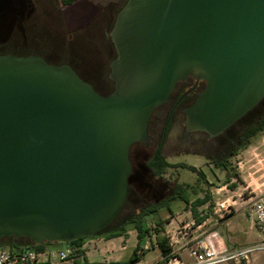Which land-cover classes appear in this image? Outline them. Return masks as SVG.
I'll use <instances>...</instances> for the list:
<instances>
[{
    "label": "water",
    "instance_id": "95a60500",
    "mask_svg": "<svg viewBox=\"0 0 264 264\" xmlns=\"http://www.w3.org/2000/svg\"><path fill=\"white\" fill-rule=\"evenodd\" d=\"M101 94L68 63L0 53V240L71 242L110 225L130 191L135 142L178 81L206 82L184 138L215 137L264 97V0H127Z\"/></svg>",
    "mask_w": 264,
    "mask_h": 264
},
{
    "label": "rangeland",
    "instance_id": "374dc122",
    "mask_svg": "<svg viewBox=\"0 0 264 264\" xmlns=\"http://www.w3.org/2000/svg\"><path fill=\"white\" fill-rule=\"evenodd\" d=\"M125 1L76 0L73 4L64 5L60 0H0V17L3 15L8 17L4 16L8 19L4 25L10 23L13 18L20 19L17 23L13 21L11 26L20 23L21 19L28 18L25 33L30 43L31 36L36 33L48 37L55 36V40L58 37L59 41L67 45L69 51L83 60L79 68L85 75L99 88L106 90L110 84L103 78L110 72V63L115 56L109 32L116 11ZM9 18L12 19L9 21ZM22 43V33L19 30L14 33L11 46H22ZM169 110L168 105L158 107L150 120L151 138L131 148L130 158L134 166L132 180L134 186L140 190L138 192L142 197L140 202H157L164 189L165 180L191 184L197 189V196L203 197L205 194L210 196V200L198 208L201 215H206L201 225L195 223L191 210L186 209L180 199L170 201L172 211L165 207L160 213L164 220L162 234L169 238L175 253L184 256L186 263L194 260L192 256L186 254L189 253L190 244L212 232H217L220 242L229 249L255 246L261 235L250 216L248 205L257 192L264 190V132H259L246 141L232 155L230 166L233 172L228 177L227 171L216 166L209 157L218 154L217 142L211 141L208 135L202 132L193 133L188 142L184 138L185 114L178 110L164 145L165 156L173 165L168 167L164 174L165 180H159L154 178L146 167V161L160 140ZM183 164L193 165L199 171L186 168ZM195 197L193 195L191 199ZM140 202L135 200L136 205L128 207L123 214L127 215L134 207H138ZM221 202L225 204L226 213L218 211ZM147 219L151 235L142 243L146 253L142 255L143 258L138 264H155L162 259L155 242V231L157 227L159 228L158 216L150 214ZM131 228L132 226H129V231L124 235L109 239L101 234L86 236L88 259L98 264L128 260L138 244L137 230ZM187 240L188 244L183 246ZM0 244L10 248L3 242ZM63 245L64 242H49L46 248H60ZM109 257L118 260L108 261ZM221 264H264V250L252 251L248 260L246 258L240 261L231 260Z\"/></svg>",
    "mask_w": 264,
    "mask_h": 264
},
{
    "label": "trees",
    "instance_id": "16d2710c",
    "mask_svg": "<svg viewBox=\"0 0 264 264\" xmlns=\"http://www.w3.org/2000/svg\"><path fill=\"white\" fill-rule=\"evenodd\" d=\"M64 5L71 4L75 0H60ZM127 1V0H126ZM125 1V2H126ZM124 2V4H125ZM123 4V5H124ZM122 5V6H123ZM120 6L116 11L111 27L114 24L116 14L119 9L122 7ZM3 15L0 17V53H13L16 55H29V54H37L43 56L48 62L55 63V64H63L68 63L70 64L77 73L86 81H89L93 84L94 88L100 92L101 94H109L115 86V82L113 79L110 78L109 73L106 77L103 78L108 80L110 86L103 90L98 87V85L91 80L89 77L85 75V73L79 68V65H82L83 60L76 56L74 53L69 51L67 45L64 42L59 41V38L56 37V40L52 36H42L45 34L36 33L32 35L31 41L28 40V35L25 33L26 27L25 23L28 18L21 19V22L17 23V18H9L11 22L4 25L5 21H8V17H4ZM5 18V19H4ZM22 20H25L24 22ZM9 25V26H8ZM18 29V30H17ZM21 31L22 33V46H11L14 33ZM42 33V32H41ZM111 43L115 49L114 43L110 37ZM61 42L62 44H60ZM117 52L115 49V56ZM114 56V57H115ZM111 69V66H110ZM176 113V109L172 108L169 110L166 120L163 126V131L160 137V140L154 149L151 157L146 161V167L151 171L154 178L159 180H165L164 174L167 172L168 167L172 166L173 164L167 160V157L164 153V145L167 139V136L170 132L172 121L174 115ZM201 132V131H200ZM259 132H264V97L260 100L258 104H256L251 110H249L246 114L240 117L235 123H233L230 127L224 130L219 135L209 138L211 141H216L219 150L217 155L209 156L218 167H223L227 171V176L230 177L233 170L231 168V156L236 153L240 147L246 143V141L250 140L254 136H256ZM202 133L207 134L206 132L202 131ZM208 135V134H207ZM131 152V151H130ZM209 158V159H210ZM180 164V163H179ZM184 167L189 168L193 171H199L197 167L193 165H186L183 164ZM134 168V166H133ZM133 174H131L129 178L130 182V191L128 194V199L125 205L122 207L119 214L116 216L114 221L108 225L105 229L98 232V235H104L107 239L113 238L116 236L124 235L126 232L129 231V226H132L131 229L137 230L138 235V244L134 248V251L130 258L126 261H117L112 262L111 264H138L142 260V255L146 253L145 249L142 247V243L144 242L145 238L151 235V228L148 224L147 216L150 214H157L158 221L157 225L159 228H156V245L161 251V254L165 257H168L173 252L172 244L169 238L162 234L163 232V222L160 213L162 208H168L169 211H172L170 208V201L180 199L184 204L186 209H190L192 215L195 219V223L197 225L201 224L206 215H201L199 213V206L207 203L210 200V196L205 194L203 197H199L198 191L193 187V185L188 183H178V182H170L165 180L164 189L160 193L161 196L158 197L157 202H140L142 197L139 196L140 190L134 186L133 182ZM195 195L194 199L191 197ZM135 200H138L140 203L138 207H134L132 211H130L127 215H124L123 212L131 205L135 206ZM133 202L135 204H133ZM97 235V234H96ZM85 237H81L79 239L71 241V243L82 247L85 243ZM4 244L8 245L10 249L18 250L23 248H32L37 251L44 250L46 248V244L49 242H43L36 244L31 238L29 237H16V236H6L0 240ZM80 253L84 254L85 250L80 248ZM87 264V263H86ZM98 264V263H93Z\"/></svg>",
    "mask_w": 264,
    "mask_h": 264
},
{
    "label": "built area",
    "instance_id": "2783aa9c",
    "mask_svg": "<svg viewBox=\"0 0 264 264\" xmlns=\"http://www.w3.org/2000/svg\"><path fill=\"white\" fill-rule=\"evenodd\" d=\"M250 216L261 235L260 241L253 247L229 249L223 245L217 232H212L205 238L194 240L189 246V255L193 261L186 263L185 259L175 251L163 256L155 264H221L231 260H248L249 253L254 250H264V190L257 192L249 202ZM218 211L226 213L224 202L219 203ZM182 232V230H181ZM184 232V231H183ZM189 242V241H188ZM188 242L183 243L187 245ZM80 248L71 242H65L60 248H45L37 251L32 248L13 250L0 244V264H93L87 262Z\"/></svg>",
    "mask_w": 264,
    "mask_h": 264
},
{
    "label": "flooded vegetation",
    "instance_id": "af4514ba",
    "mask_svg": "<svg viewBox=\"0 0 264 264\" xmlns=\"http://www.w3.org/2000/svg\"><path fill=\"white\" fill-rule=\"evenodd\" d=\"M73 3H71V4H73ZM67 5H70V4H67ZM109 35H110V32H109ZM205 86H206L205 80H203V79L198 80L194 76H189V78L187 80L178 81L176 83L174 89L170 93L169 102H166V103H163V104L157 106L154 109V111L158 107L168 105V106H170V109L175 108L176 113L178 110H182L184 112V108L189 106L190 104H192L195 101V99L197 98L199 93L205 88ZM106 92H107V90H106ZM153 112H152V114H153ZM184 114H185V112H184ZM150 120H151V118H150ZM149 125H150V122H149ZM148 130H149V126H148ZM195 132H200V131H195ZM195 132H192L191 135ZM150 138H151V136H150ZM188 142H190V140ZM137 143H140V142H135L132 146H134ZM132 146H131V148H132ZM231 160H232V156H231Z\"/></svg>",
    "mask_w": 264,
    "mask_h": 264
},
{
    "label": "crops",
    "instance_id": "0c3cea01",
    "mask_svg": "<svg viewBox=\"0 0 264 264\" xmlns=\"http://www.w3.org/2000/svg\"><path fill=\"white\" fill-rule=\"evenodd\" d=\"M204 223V221L201 223V224H203ZM201 224H199V225H201ZM189 240H187V241H185V242H188ZM86 242V241H85ZM184 242V243H185ZM172 244V243H171ZM86 245H87V242L85 243V244H83V246H84V250H85V253H84V255H85V257H86V259H87V262H91L89 259H88V248L86 247ZM64 246V245H63ZM62 246V247H63ZM157 248H158V246H157ZM159 249V248H158ZM173 250H174V248H173ZM159 252H160V255H161V258L163 257V255L161 254V251H160V249H159ZM186 252V251H185ZM186 254H189V253H187L186 252ZM104 258H106L105 256H104ZM183 258H184V256H183ZM108 261L109 260H113V261H116V260H118V259H116V258H113V257H109V259H107ZM110 262V264H111V262L112 261H109ZM91 263H94V262H91Z\"/></svg>",
    "mask_w": 264,
    "mask_h": 264
}]
</instances>
